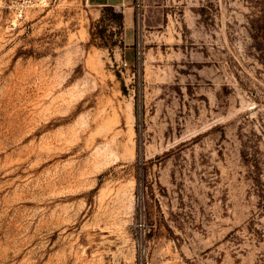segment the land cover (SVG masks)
Instances as JSON below:
<instances>
[{
  "label": "rangeland",
  "instance_id": "rangeland-1",
  "mask_svg": "<svg viewBox=\"0 0 264 264\" xmlns=\"http://www.w3.org/2000/svg\"><path fill=\"white\" fill-rule=\"evenodd\" d=\"M164 1L0 3V264H264V0Z\"/></svg>",
  "mask_w": 264,
  "mask_h": 264
},
{
  "label": "built area",
  "instance_id": "built-area-1",
  "mask_svg": "<svg viewBox=\"0 0 264 264\" xmlns=\"http://www.w3.org/2000/svg\"><path fill=\"white\" fill-rule=\"evenodd\" d=\"M54 0H0L12 14V24H17L28 19L29 14L35 10L49 8ZM145 0H136L134 5L135 17L138 23L137 34L139 33L140 23L144 20ZM122 12V8H118ZM139 54V52H138Z\"/></svg>",
  "mask_w": 264,
  "mask_h": 264
},
{
  "label": "crops",
  "instance_id": "crops-1",
  "mask_svg": "<svg viewBox=\"0 0 264 264\" xmlns=\"http://www.w3.org/2000/svg\"><path fill=\"white\" fill-rule=\"evenodd\" d=\"M89 3L103 10L104 8L112 7L114 9L122 8L124 18V28L126 26L125 18L128 11L133 18L134 5L136 0H88ZM164 0H147L146 25L148 28H155L160 25L164 19ZM129 45L125 47L128 49Z\"/></svg>",
  "mask_w": 264,
  "mask_h": 264
},
{
  "label": "trees",
  "instance_id": "trees-1",
  "mask_svg": "<svg viewBox=\"0 0 264 264\" xmlns=\"http://www.w3.org/2000/svg\"><path fill=\"white\" fill-rule=\"evenodd\" d=\"M104 13H110V14H112V18L111 19H109V22L111 23V26H112V29L114 28V27H117V29L119 30V34H120V36L122 35V27L124 26V18H123V16H122V14H118V13H116L115 12V9L114 8H112V7H108V8H104L103 10H102ZM103 19H105V17L103 16ZM116 29V28H115ZM118 33L117 32H114L113 33V36L114 37H119L118 36ZM101 34L102 35H105V29H101ZM121 38V37H120ZM113 46H116L117 45V43L115 44H112ZM112 46V47H113Z\"/></svg>",
  "mask_w": 264,
  "mask_h": 264
}]
</instances>
